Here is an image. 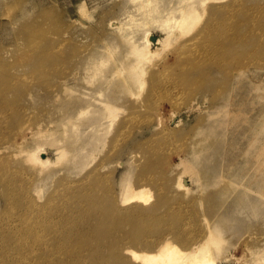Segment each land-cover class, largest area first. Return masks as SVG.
I'll use <instances>...</instances> for the list:
<instances>
[{
    "label": "rangeland",
    "instance_id": "obj_1",
    "mask_svg": "<svg viewBox=\"0 0 264 264\" xmlns=\"http://www.w3.org/2000/svg\"><path fill=\"white\" fill-rule=\"evenodd\" d=\"M147 1L0 0V264H264V0Z\"/></svg>",
    "mask_w": 264,
    "mask_h": 264
},
{
    "label": "bare ground",
    "instance_id": "obj_2",
    "mask_svg": "<svg viewBox=\"0 0 264 264\" xmlns=\"http://www.w3.org/2000/svg\"><path fill=\"white\" fill-rule=\"evenodd\" d=\"M152 2V0H148L147 3H150ZM85 4V3H84ZM84 9V5L82 7ZM80 10L81 7H80ZM182 13H183V10H182ZM196 12H193V8L191 7H188L185 9V13L182 14L181 18L178 19V18H167L165 19V26L166 27H171L170 26V23L171 21L174 22V25L176 24L175 27H179L180 29H182L183 31V28L185 27L186 29L191 27L193 24H194V21L196 19ZM198 16V15H197ZM194 26V25H193ZM192 26V27H193ZM184 32V31H183ZM169 34V33H168ZM167 34V35H168ZM150 35V34H149ZM152 37V36H151ZM151 40H153V38H150V37H146L145 39V43L143 45H136L133 47V51L137 54V58H138V61H141L142 59H151V54L155 53L156 50L158 49H152L151 47ZM157 43H163L165 41V38L162 40V39H157ZM139 67V62L133 64V65H130V68H132V70H136L137 68ZM131 71V69H130ZM143 73V72H142ZM142 76V74H141ZM241 78V77H240ZM241 80V79H239ZM251 80V78H250ZM141 81H142V78H141ZM243 81V79L241 80ZM239 82V81H238ZM239 90V89H238ZM250 94V93H249ZM254 102V101H252ZM245 103V102H244ZM255 103V102H254ZM110 103H106V108L109 110L111 109V112L109 111L110 114H113L114 113V108L111 107L109 105ZM256 104V103H255ZM258 104V103H257ZM242 105V104H241ZM224 106V105H223ZM237 106V105H236ZM238 110V109H237ZM229 114H230V111H227ZM238 112V111H237ZM233 113V112H232ZM221 114V113H220ZM235 114V113H234ZM233 114V116H234ZM218 115V114H217ZM231 116V115H230ZM229 117V115H228ZM237 117V114H235V120H238ZM247 119V118H246ZM234 120V121H235ZM257 121V120H256ZM220 122V121H219ZM246 122V121H245ZM247 123V122H246ZM236 124V123H235ZM205 128V127H204ZM207 128V127H206ZM203 129V128H201ZM198 130V129H197ZM200 131V130H199ZM211 131V130H210ZM201 133V132H200ZM206 136V135H205ZM206 141V139H205ZM208 147V146H207ZM210 149V148H209ZM213 149V148H212ZM225 149V148H224ZM203 150V149H202ZM205 150V149H204ZM203 150V151H204ZM208 150V149H207ZM225 151V150H224ZM199 153V151H197ZM196 152V153H197ZM201 153V152H200ZM202 154V153H201ZM250 154H252L250 152ZM199 155V154H198ZM203 155V154H202ZM255 155V153H254ZM195 156V155H194ZM213 156V155H211ZM191 157V156H190ZM211 158V157H209ZM44 159V158H43ZM43 159H41V162L40 164L42 163L43 165L47 163V159L46 161H42ZM34 160L37 161L38 160V154L34 155ZM194 160V159H193ZM212 160V159H210ZM255 160V159H254ZM187 162V161H186ZM189 163V162H188ZM42 165V166H43ZM188 164H186L187 166ZM190 165V164H189ZM192 165V164H191ZM187 168V167H186ZM192 170H194L193 168H191ZM223 169V168H222ZM190 171V169H189ZM196 171V170H194ZM194 171H192V173H194ZM197 172V171H196ZM199 172V171H198ZM255 172V171H254ZM252 173V171H251ZM256 173V172H255ZM221 174V173H220ZM190 175V174H189ZM253 175V174H252ZM251 175V177H252ZM256 175V174H255ZM222 176V174H221ZM220 177V176H219ZM256 177V176H255ZM253 178V177H252ZM217 179V178H216ZM249 179V178H248ZM205 180V179H203ZM214 180V179H213ZM212 180V182H213ZM208 181V180H207ZM249 181V180H248ZM255 181V179L253 180ZM209 183L207 184H211L210 181H208ZM254 183V182H253ZM237 184V183H236ZM250 184V183H249ZM178 185L181 186V187H184L185 184L180 180L178 179ZM203 185V184H202ZM187 186V185H186ZM199 186V185H198ZM205 186V185H204ZM202 186V187H204ZM252 183H251V187H252ZM188 187V186H187ZM238 187V186H237ZM186 188V187H185ZM200 188V187H199ZM255 188V187H254ZM257 188V187H256ZM253 193V192H252ZM132 198H140L143 199L145 202L150 198V193H149V189H147V187H142L140 188L138 191H134L132 193ZM126 201V200H125ZM251 204V203H250ZM243 207V206H241ZM241 209V208H240ZM245 209V208H244ZM134 214V210L130 211L129 213H127V215H133ZM148 214L149 216H153L152 214H149V213H146ZM223 216V215H222ZM228 216V215H227ZM226 216V217H227ZM225 217V216H224ZM130 218V217H128ZM38 219V218H37ZM150 220V219H148ZM36 222V221H35ZM39 222V221H38ZM36 222V223H38ZM133 221L130 220L129 223H132ZM210 222V221H209ZM209 222L206 224L207 225V228H206V231L203 233V236L201 237V239L199 238V240H195L193 241V243H189L188 240H186V243H183V247L180 246L177 242H175L172 237L170 236H166V237H163L161 239H159V242L156 246L154 247H150L151 250H144V251H135L134 249H128L127 252L131 254L132 257H134L135 259H137L140 264H215V259L214 257L212 256V243H216L220 240L219 238V231L214 229L213 226L215 227L216 224L210 226ZM212 222V221H211ZM36 226H38L37 224H34ZM33 225V226H34ZM35 226V227H36ZM140 228H137V230H139ZM33 235V234H32ZM35 236L37 237V235L35 234ZM34 236V237H35ZM32 239H35L32 237ZM42 238H40L41 240ZM35 240H39L38 238H36ZM34 241V240H33ZM32 241V242H33ZM32 242H30L32 244ZM38 242V241H36ZM46 246V245H45ZM217 246V245H215ZM50 247V246H49ZM49 247L48 250H49ZM22 247H20V252H21V249ZM32 248V246H31ZM61 248H63L61 246ZM29 249V248H28ZM18 250V251H19ZM47 250V249H45ZM60 250V249H59ZM23 251H24V248H23ZM22 251V252H23ZM30 251V250H29ZM33 251V250H32ZM26 252V251H25ZM59 252V251H58ZM21 255V254H19ZM24 256V255H23ZM26 259V258H25ZM50 259V258H49ZM21 261V260H20ZM23 261V260H22ZM21 261V262H22ZM26 262V260H25ZM24 262V263H25ZM26 264V263H25Z\"/></svg>",
    "mask_w": 264,
    "mask_h": 264
}]
</instances>
